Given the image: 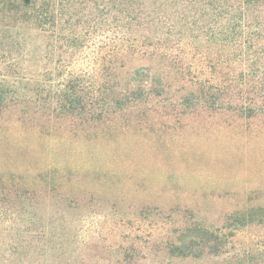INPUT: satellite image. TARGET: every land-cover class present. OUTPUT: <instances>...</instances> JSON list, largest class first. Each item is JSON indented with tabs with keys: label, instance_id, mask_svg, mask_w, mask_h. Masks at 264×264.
I'll list each match as a JSON object with an SVG mask.
<instances>
[{
	"label": "rangeland",
	"instance_id": "obj_1",
	"mask_svg": "<svg viewBox=\"0 0 264 264\" xmlns=\"http://www.w3.org/2000/svg\"><path fill=\"white\" fill-rule=\"evenodd\" d=\"M152 106L141 130L114 138L51 136L19 123L20 106L0 112V172L27 176L38 194L23 219L0 201V255L15 246L7 229L26 225L37 236L33 264H264V113L189 112L167 97ZM39 175L61 184L48 199Z\"/></svg>",
	"mask_w": 264,
	"mask_h": 264
},
{
	"label": "trees",
	"instance_id": "obj_2",
	"mask_svg": "<svg viewBox=\"0 0 264 264\" xmlns=\"http://www.w3.org/2000/svg\"><path fill=\"white\" fill-rule=\"evenodd\" d=\"M0 51L17 54L0 59L9 68L0 72V112L20 106L19 123L51 136L141 130L158 113L152 102L166 97L183 100L189 112L264 113V0H0ZM35 178L46 181L44 199L61 187ZM34 186L27 176L0 172V201L15 219L33 205ZM14 232L6 233L15 246L0 256L33 264L35 229ZM44 237L48 247L46 230Z\"/></svg>",
	"mask_w": 264,
	"mask_h": 264
}]
</instances>
